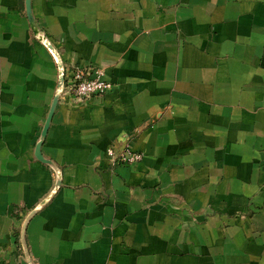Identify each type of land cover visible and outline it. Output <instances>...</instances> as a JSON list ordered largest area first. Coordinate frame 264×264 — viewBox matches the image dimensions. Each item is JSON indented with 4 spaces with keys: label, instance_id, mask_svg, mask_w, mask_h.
<instances>
[{
    "label": "crops",
    "instance_id": "crops-1",
    "mask_svg": "<svg viewBox=\"0 0 264 264\" xmlns=\"http://www.w3.org/2000/svg\"><path fill=\"white\" fill-rule=\"evenodd\" d=\"M0 0V264H264V0ZM142 154L112 165L107 149ZM31 262V263H30Z\"/></svg>",
    "mask_w": 264,
    "mask_h": 264
},
{
    "label": "built area",
    "instance_id": "built-area-1",
    "mask_svg": "<svg viewBox=\"0 0 264 264\" xmlns=\"http://www.w3.org/2000/svg\"><path fill=\"white\" fill-rule=\"evenodd\" d=\"M44 36H39L40 39ZM64 84L62 93L66 92L77 99H85L95 95H103L111 88V83L104 78V72L94 66H73L64 65ZM61 93V95H62ZM107 156L112 165L133 164L141 160L142 154L126 146L122 151L115 152L107 149Z\"/></svg>",
    "mask_w": 264,
    "mask_h": 264
},
{
    "label": "water",
    "instance_id": "water-1",
    "mask_svg": "<svg viewBox=\"0 0 264 264\" xmlns=\"http://www.w3.org/2000/svg\"><path fill=\"white\" fill-rule=\"evenodd\" d=\"M30 8H31L30 7V0H25V11H26V15H27V18H28V21L30 24V28L36 37L42 36L41 32L39 31V29H38V27L34 21V19L32 18ZM41 42L48 49V51L51 53L56 65H57V78H56L57 79V85H56L53 101L50 105L48 115L46 117V120L44 122L43 128H42L41 133H40V137L36 143L35 149H33V150H34L35 157L39 161L47 164L49 167L52 168L54 175H55V184H54V187L52 189V192L48 196H46L36 207H34L33 210H30L22 221V225L20 228V235H19L20 236V244L22 246L24 255L27 257V259H29L28 248H27L26 237H25L27 224H28L29 220L33 217V215L38 211V209L44 203L47 202V200L50 198V196L54 192H56V190H57V188L61 182V180H60V177H61L60 169L51 160L46 159L42 156L40 147L44 141V138H45V135H46L52 114L54 112L56 104H57L58 100L60 99V96L62 93L63 84H64V79H63L64 78V63H63L58 51L53 47V45L50 43V41L46 37H41Z\"/></svg>",
    "mask_w": 264,
    "mask_h": 264
}]
</instances>
